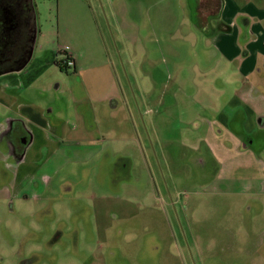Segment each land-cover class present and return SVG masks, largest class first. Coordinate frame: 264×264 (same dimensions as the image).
Masks as SVG:
<instances>
[{
    "label": "rangeland",
    "instance_id": "374dc122",
    "mask_svg": "<svg viewBox=\"0 0 264 264\" xmlns=\"http://www.w3.org/2000/svg\"><path fill=\"white\" fill-rule=\"evenodd\" d=\"M196 2L32 0L37 37L26 69L44 87L22 99L46 111L94 107L84 99L89 82L63 64L68 48L95 77L94 92L113 102L103 105L102 129L88 130L101 151L65 163L40 199L25 186L36 163L19 165L0 132V264H264V194L217 191L210 143L197 144L184 123L199 105L226 112L240 88L213 64ZM236 116L242 144L264 135H246ZM219 139V150L235 152ZM247 148L264 163L255 142Z\"/></svg>",
    "mask_w": 264,
    "mask_h": 264
},
{
    "label": "crops",
    "instance_id": "0c3cea01",
    "mask_svg": "<svg viewBox=\"0 0 264 264\" xmlns=\"http://www.w3.org/2000/svg\"><path fill=\"white\" fill-rule=\"evenodd\" d=\"M209 29L210 48L215 50V56L211 59L213 64L225 67L222 70L225 81L234 78L240 88L227 98L226 112L224 109L218 112L211 105H199V112H194V118L188 117L184 123L187 126L194 125V130L197 131H191V135L197 144L210 143V153L218 169L213 181L217 191L264 194L263 160L253 156L247 148L255 142L259 147L256 155L263 157L264 135L254 134L251 144H248V141L242 144L240 135L233 127V124L237 123L236 115L239 113L241 127L246 135H252L255 130L264 134V0H219L218 16L210 21ZM73 58V79L82 84L86 81L91 85V92L84 93V99L94 105L89 110H68L65 107L46 111L39 104L22 99L25 93L39 86L44 87L41 74L27 73L26 68L33 59V52L29 62L19 71L8 70L0 75V132L17 127L25 131L27 150L19 165L27 162L29 158L36 163V170L42 169L47 163L51 164V173H44L38 178L41 185L45 180L57 175L65 163L84 162L101 151L92 148L96 143H100V138H94L88 130L104 124L103 105L108 99L111 102L113 100L110 94L102 96L94 92L96 84L92 82H96L95 77H84L78 58L76 55H73ZM228 110L231 113H228ZM113 115L114 111H110V119ZM221 128L226 131H222L220 135L226 136L234 147V153L218 149L221 140L217 132L221 131ZM109 129L114 130L115 126L110 125ZM34 147H39L38 151L35 152ZM61 157L63 161L56 164ZM35 171L26 177L36 179ZM243 171L248 172L246 176L241 177ZM233 183L240 184V188H234ZM25 186H29L28 181H25ZM31 196L34 198V191Z\"/></svg>",
    "mask_w": 264,
    "mask_h": 264
},
{
    "label": "flooded vegetation",
    "instance_id": "af4514ba",
    "mask_svg": "<svg viewBox=\"0 0 264 264\" xmlns=\"http://www.w3.org/2000/svg\"><path fill=\"white\" fill-rule=\"evenodd\" d=\"M34 18L29 0H0V72L23 68L30 60L34 38ZM8 139V155L18 159L25 158L27 138L20 128L1 133ZM52 177L41 185L38 179L29 180V186L35 192L34 199L50 186ZM24 197H27L25 195Z\"/></svg>",
    "mask_w": 264,
    "mask_h": 264
},
{
    "label": "trees",
    "instance_id": "16d2710c",
    "mask_svg": "<svg viewBox=\"0 0 264 264\" xmlns=\"http://www.w3.org/2000/svg\"><path fill=\"white\" fill-rule=\"evenodd\" d=\"M29 2L31 5V8H32V16L34 18V27H35L34 6L31 2V0H29ZM196 3H197L196 10H197V14H198L199 21H200L199 24H196L197 28L202 29V28L206 27L207 29H209L210 21L218 16L219 0H197ZM201 17H203V19H205V21H202ZM55 64L61 70L59 63H55Z\"/></svg>",
    "mask_w": 264,
    "mask_h": 264
},
{
    "label": "built area",
    "instance_id": "2783aa9c",
    "mask_svg": "<svg viewBox=\"0 0 264 264\" xmlns=\"http://www.w3.org/2000/svg\"><path fill=\"white\" fill-rule=\"evenodd\" d=\"M60 54L63 55V64L66 69L72 68L74 71L75 63L72 53L70 52V49L68 48H62L60 50Z\"/></svg>",
    "mask_w": 264,
    "mask_h": 264
},
{
    "label": "water",
    "instance_id": "95a60500",
    "mask_svg": "<svg viewBox=\"0 0 264 264\" xmlns=\"http://www.w3.org/2000/svg\"><path fill=\"white\" fill-rule=\"evenodd\" d=\"M34 42V40H33ZM22 68V67H21ZM21 68H18V69H10V72H13V71H19ZM5 73V72H4ZM3 73L0 72V75H2Z\"/></svg>",
    "mask_w": 264,
    "mask_h": 264
}]
</instances>
